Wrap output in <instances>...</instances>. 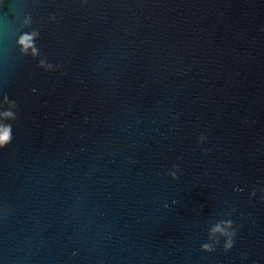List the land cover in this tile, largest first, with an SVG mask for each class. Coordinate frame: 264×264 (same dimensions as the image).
<instances>
[{"label":"water","instance_id":"1","mask_svg":"<svg viewBox=\"0 0 264 264\" xmlns=\"http://www.w3.org/2000/svg\"><path fill=\"white\" fill-rule=\"evenodd\" d=\"M5 123L0 264H264V0H0Z\"/></svg>","mask_w":264,"mask_h":264},{"label":"clouds","instance_id":"2","mask_svg":"<svg viewBox=\"0 0 264 264\" xmlns=\"http://www.w3.org/2000/svg\"><path fill=\"white\" fill-rule=\"evenodd\" d=\"M28 23H31V17L28 18ZM40 33L38 31H34L31 35L25 34L23 38L19 41V43L22 46V52L25 56L28 55V49L32 48L33 49V55L36 54V45H35V40L39 38ZM39 66L41 68L44 67H51V65H45L43 61L40 62ZM13 107L16 108V104L13 101ZM5 118L7 121H14L16 119L15 112H12L10 110L5 111ZM12 126L11 124L5 123L0 125V149H4L8 147L12 141H13V135H12ZM169 175L172 177V179H177L178 177L176 176L175 172H170ZM214 232L219 233L222 236H225V243H224V251L228 252L230 251L233 246H234V239L236 233L234 231L231 232H221L219 228L214 229ZM212 236L209 235L208 240H211ZM219 244V240L216 241L215 244L212 243H205L202 245V251L212 253L216 250V245Z\"/></svg>","mask_w":264,"mask_h":264}]
</instances>
